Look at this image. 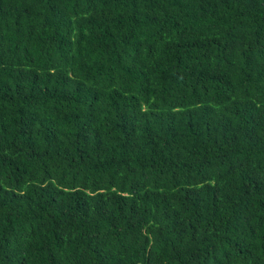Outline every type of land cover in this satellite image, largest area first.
I'll use <instances>...</instances> for the list:
<instances>
[{
  "label": "trees",
  "instance_id": "obj_1",
  "mask_svg": "<svg viewBox=\"0 0 264 264\" xmlns=\"http://www.w3.org/2000/svg\"><path fill=\"white\" fill-rule=\"evenodd\" d=\"M0 264H264V0H0Z\"/></svg>",
  "mask_w": 264,
  "mask_h": 264
}]
</instances>
